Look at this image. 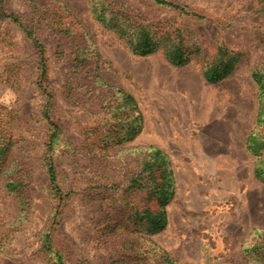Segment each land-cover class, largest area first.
Listing matches in <instances>:
<instances>
[{"label":"rangeland","instance_id":"1","mask_svg":"<svg viewBox=\"0 0 264 264\" xmlns=\"http://www.w3.org/2000/svg\"><path fill=\"white\" fill-rule=\"evenodd\" d=\"M124 1L156 36L167 31L181 40L189 60L175 65L164 48L134 53L94 19L90 0L0 5V112L16 135L0 158V264H264V248L252 250L264 246V178L255 177L260 157L247 148L252 133L264 135L252 76L264 63V1L170 0L200 19L153 0ZM3 13L34 27L48 59L43 82L33 40ZM220 45L241 60L210 83L204 72ZM124 93L136 108L122 105ZM49 101L60 126L50 151ZM137 123L140 132L119 143ZM147 147L168 156L175 194L165 206L166 228L149 237L150 251L141 247L145 254L128 258L121 241L141 246L148 237L126 217L147 197L108 181L137 170ZM48 156L69 193L63 202L51 189ZM9 180L19 182L15 191Z\"/></svg>","mask_w":264,"mask_h":264},{"label":"trees","instance_id":"2","mask_svg":"<svg viewBox=\"0 0 264 264\" xmlns=\"http://www.w3.org/2000/svg\"><path fill=\"white\" fill-rule=\"evenodd\" d=\"M4 1L5 0H0V5H3ZM153 2L156 5L174 8L181 13L192 15L194 17H198L199 19L204 18V15H200L195 11L189 10L185 5L179 2L170 0H153ZM90 5L94 19L97 20L100 25L118 35L119 38L124 39L134 53L140 56H146L156 52L160 48H164L166 58L175 65H183L189 60V56L186 55V51L182 46L181 40L176 43V38H172L171 33L167 31L160 35V37L156 36V32L154 31L152 25L145 23L143 18L139 16L124 0H90ZM3 14L5 17L8 16L16 22L22 29L25 30L26 35L33 40L40 55L42 67L40 81L43 82L47 76L48 59L46 57L45 47L36 36L34 27L26 25L18 15ZM241 56V53L231 51L226 46L220 45L215 59L205 69L204 74L207 81L210 83H216L228 76L241 60ZM252 76L257 82L260 91V105L256 121L258 125H261L264 124V63L254 69ZM40 86L42 87V84ZM48 94L49 100H51L53 96L50 93ZM123 96L125 104L122 105L131 104L133 105L132 109L134 107L136 108V101L131 95L124 93ZM120 106L121 105L117 107L119 108ZM52 107L53 106L49 101L44 111L45 118L49 121L53 128L48 143L49 151L52 149L53 143L58 139L60 134V126L55 122L51 115ZM140 130V123L134 125L131 124L128 132L124 133L123 139L119 141V143L132 140L140 132ZM15 138V128L9 126V123L5 122L1 111L0 158L7 153L9 147L14 143ZM247 148L253 155L260 157L256 163L255 177L263 179L264 165L261 152L264 151V135L252 133L247 139ZM144 149L145 150L142 151L143 159L138 160L139 167H137V170L128 171L127 177H124L125 173L123 174V178L121 176L113 177L108 181V183H112V185H107L115 189L127 184L128 189H132L134 192H138L140 194L144 193L145 197H147V201L144 205L133 206V213L126 217L127 219H131L133 221V231L143 228L142 232L148 237L146 244L143 243L141 246L135 245L136 242L134 243V241L130 239L121 241L123 245H126V247L121 249V251L126 252V254L128 252V258H130L132 252L136 253L138 250H141V252L145 254V251H142L141 247H144L147 252L150 251L148 247L151 243L149 237H152L166 228L168 219L165 206L171 201L175 194L174 178L170 168V160L168 156L162 150L155 147H147ZM90 151H92V149H90ZM46 168L49 174L50 185L52 186L51 189L63 202L69 196V193L66 195L62 193V188L58 183L57 172L52 156L46 157ZM98 174L99 171H96L95 175L97 176ZM95 182L100 188V181L96 179ZM18 187L19 182L11 180L7 182V188L9 191H15ZM151 202L153 205H151ZM59 208L60 205L56 208V213L61 212ZM118 225L119 222L117 221V224H114L112 233L117 232ZM125 227H128V225H125ZM130 229L132 230V227ZM51 238L52 237L49 233L45 236V242H47L46 244H50ZM115 243L119 242L115 241ZM263 248L264 246L257 245L252 247V250L257 251ZM59 260H62L61 255L59 256ZM168 261L171 260L168 259Z\"/></svg>","mask_w":264,"mask_h":264},{"label":"bare ground","instance_id":"3","mask_svg":"<svg viewBox=\"0 0 264 264\" xmlns=\"http://www.w3.org/2000/svg\"><path fill=\"white\" fill-rule=\"evenodd\" d=\"M200 91H198V93H199ZM214 107H213V105L212 104H209L208 102H207V105H206V107L203 109L205 112H208L207 114H209V112H210V109H213Z\"/></svg>","mask_w":264,"mask_h":264}]
</instances>
